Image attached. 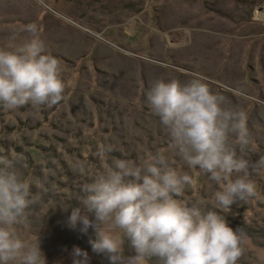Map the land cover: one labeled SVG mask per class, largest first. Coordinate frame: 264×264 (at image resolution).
I'll return each mask as SVG.
<instances>
[{
  "label": "rangeland",
  "instance_id": "rangeland-1",
  "mask_svg": "<svg viewBox=\"0 0 264 264\" xmlns=\"http://www.w3.org/2000/svg\"><path fill=\"white\" fill-rule=\"evenodd\" d=\"M140 1L0 0V47L18 44L28 36L25 26L35 25L47 51L60 60L68 84L62 106L24 110L19 125H14L18 111L0 108V131L1 126H14L18 145L29 141L39 145L45 148V158L56 149L60 160L69 164V172L88 177L89 183L112 167L113 157L144 166L150 155L160 153L183 174V159L162 146L170 142L167 131H158L161 136L148 130L161 124L146 103V93L157 80L200 78L226 98L227 106L246 113L251 138L247 158L256 161L264 156V0ZM109 115L121 120L112 121ZM139 115L141 123L134 127L144 131L127 128L124 121ZM76 118L83 125L74 127ZM99 145H111L114 150L101 157L97 155ZM74 156L81 158L78 167L86 170L84 175L72 164ZM62 173L50 175L67 184ZM185 173L195 183L186 187L181 199L198 203L205 211H220L233 230L243 228L249 250L239 262L261 264L256 253L264 251V170H249L257 196L230 209L217 205L214 194L220 185L207 174L198 168ZM82 187L76 184L72 194L66 192L71 197L83 192ZM38 191L47 195V190ZM60 225L70 228L65 220ZM53 264H67L62 252L54 255Z\"/></svg>",
  "mask_w": 264,
  "mask_h": 264
},
{
  "label": "clouds",
  "instance_id": "clouds-1",
  "mask_svg": "<svg viewBox=\"0 0 264 264\" xmlns=\"http://www.w3.org/2000/svg\"><path fill=\"white\" fill-rule=\"evenodd\" d=\"M23 31L28 36L18 44L0 47V108L6 111L52 107L65 99L68 87L60 60L47 51L37 27L26 25ZM146 103L167 130L169 148L220 185L214 194L220 208L257 196L249 170H264V156L247 158L251 138L243 110L227 106L226 98L200 78L157 80ZM113 150L99 145L97 155ZM18 163L0 156V264H47L40 241L30 242L18 232L34 203ZM194 183L160 153L150 155L144 166L116 159L83 185L81 207L73 208L68 227L83 234L92 229V251L110 264H238L249 250L246 231L233 230L217 211L179 199ZM126 242L134 255H125ZM256 255L264 264V251ZM72 258V264H89L88 252L79 247Z\"/></svg>",
  "mask_w": 264,
  "mask_h": 264
},
{
  "label": "trees",
  "instance_id": "trees-1",
  "mask_svg": "<svg viewBox=\"0 0 264 264\" xmlns=\"http://www.w3.org/2000/svg\"><path fill=\"white\" fill-rule=\"evenodd\" d=\"M140 2L144 3L142 0ZM141 5L142 4H139V6ZM129 7L130 6H127L130 12L132 11L133 8L131 9ZM64 101L65 99L60 101L58 104L49 107L50 110H54V108L58 109L60 106L63 105L62 103H64ZM68 106L69 105L66 102L65 109H67ZM41 108H42L41 106L39 109H36L33 108L31 105H26L18 109L12 110V111H18L17 119L19 120L15 119L16 123H14V125H19V121H21L19 115L23 114L24 110L35 109V111H37L40 110ZM26 112L29 111H25V113ZM90 113L92 112L90 111ZM118 114H126V113L118 112ZM129 115H135V114H129ZM109 118L112 121L121 120L118 118L117 115H114V117L109 115ZM46 119L48 120V116ZM127 119L128 120L124 121V124L127 125V128H134L135 131H139V132L144 131L137 127H134L135 123H141L140 119H142V116L140 115L136 117L130 116ZM7 124H8L7 126L12 125V122ZM81 125H83V120H80V118L79 119L76 118L75 122L73 123V126L79 127ZM159 126L160 127H158L157 129H155L154 127L148 130L155 131L154 135L155 134L161 135V133H158V131L161 132L167 131L162 125ZM58 128L59 127L53 128L52 130L57 131ZM5 130H7V133L4 136H2V132ZM14 131H15L14 126L13 127L9 126L7 129H5L4 126H1L0 156L5 157L6 160L19 161V163L17 164V168L22 178L29 183L30 191L32 193V196L34 197V202H35L32 206L30 205V207L27 209L26 224L18 226V232L21 235V237L30 242L40 241L42 252L44 254L48 253L46 256L47 264H53L54 255H56L58 252H62L64 254V256L66 257L67 264H72L73 260L70 255H72L71 251H73L75 247H79L80 249L88 252L90 258L89 264H110L109 260L103 254H96L92 251L91 245L88 242L90 238H94V233L92 229H89V232L87 234H83L79 231V229L74 230L71 228H62L63 226L60 225V222L62 220L68 222V217L71 215L73 208L81 207L79 200H81L84 195L83 192L80 193L75 192L74 195L69 197L67 192L72 194L76 189V184H78L79 187L85 184H89V178L76 177L73 171L69 172L68 169L69 164L67 163L66 165L63 161L60 160L59 155H57L56 149L52 150L53 153L51 155H48L50 158H45L44 156V153L46 152L45 148H41L39 145H33L29 141L27 145L25 144L19 146L17 139L13 137ZM104 135L105 134L103 132H100L101 137H104ZM14 139L16 140V142ZM163 141H156V142H158L160 145L161 142ZM168 142L169 141L162 143V146L169 147ZM161 149L163 148H161L160 146L159 151H161ZM119 151L122 152V149H119ZM80 160L81 158L79 157H75V156L72 157V164L74 165L75 168L80 169L78 167V161ZM114 160H116V158L114 157L110 159L111 162H113ZM109 164L110 162L107 161L106 165ZM186 167H188V165L184 162L182 167L183 173H185L188 169H190L188 167V169L185 170ZM60 170H63V173L61 174L62 177L69 181L67 184L62 182V180L55 179L50 175V173L59 172ZM80 171L83 172V175L86 172V170H81V169ZM105 172H102V174H104ZM38 190H47V195L43 196V194ZM39 197L40 200H36V198ZM179 199H181V197H179ZM209 210L217 211L219 214L227 217L225 214L221 213L218 210L215 209H209ZM55 213H57V215ZM89 215L90 218L93 217L94 219V216H92V214ZM51 225H55L53 232H50L48 229L49 227H51ZM134 254H135L134 250L126 242L125 255H134ZM153 264H155V261H153ZM238 264L241 263L238 261Z\"/></svg>",
  "mask_w": 264,
  "mask_h": 264
},
{
  "label": "crops",
  "instance_id": "crops-1",
  "mask_svg": "<svg viewBox=\"0 0 264 264\" xmlns=\"http://www.w3.org/2000/svg\"><path fill=\"white\" fill-rule=\"evenodd\" d=\"M261 12H264V9H263ZM263 15H264V14H263Z\"/></svg>",
  "mask_w": 264,
  "mask_h": 264
},
{
  "label": "flooded vegetation",
  "instance_id": "flooded-vegetation-1",
  "mask_svg": "<svg viewBox=\"0 0 264 264\" xmlns=\"http://www.w3.org/2000/svg\"><path fill=\"white\" fill-rule=\"evenodd\" d=\"M139 12H142V9Z\"/></svg>",
  "mask_w": 264,
  "mask_h": 264
},
{
  "label": "water",
  "instance_id": "water-1",
  "mask_svg": "<svg viewBox=\"0 0 264 264\" xmlns=\"http://www.w3.org/2000/svg\"><path fill=\"white\" fill-rule=\"evenodd\" d=\"M260 11H261V8H260Z\"/></svg>",
  "mask_w": 264,
  "mask_h": 264
}]
</instances>
